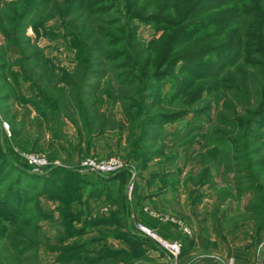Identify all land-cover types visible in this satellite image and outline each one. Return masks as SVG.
Wrapping results in <instances>:
<instances>
[{
    "label": "rangeland",
    "instance_id": "obj_1",
    "mask_svg": "<svg viewBox=\"0 0 264 264\" xmlns=\"http://www.w3.org/2000/svg\"><path fill=\"white\" fill-rule=\"evenodd\" d=\"M82 1L86 5L76 4L70 11L69 0H38L22 26L26 47L47 70L48 93L20 75L16 35L4 31L31 0H2L0 84L9 95L5 103L10 121L0 112V162L10 161L41 177L29 192L8 194L11 205L0 223V244L3 234L15 228L13 215L20 214L22 220L32 218L30 228L36 226L37 264H96L93 259L103 247L126 250L127 260L115 264H264V230L256 229L243 212L248 195L234 189L230 173L213 166L216 146L207 140L211 122L189 128V116L144 120V125L157 131L156 146L133 142L138 129L132 133L106 130L82 142L73 124L54 108V87L61 84L65 73L73 72L83 55L75 32L79 25L89 17L99 24V35L108 45L105 30L110 31L109 38L120 36L116 4L107 1L92 6L89 0ZM240 1L211 0L208 4L234 6ZM108 23H113L111 28ZM132 23L143 43L163 34L148 18ZM197 67L196 59L178 61L175 73L155 83L159 98L181 87V81L190 78L187 69ZM112 86L108 78L101 106H113L121 119L120 106L109 93ZM29 153L44 157L46 165L33 171L26 158ZM111 156L123 162L117 172L101 174L82 165L88 158ZM7 175L0 172V194L14 183L13 176ZM140 224L161 239L177 242V256L141 231ZM30 228H24L25 233ZM141 235L152 241L146 238L149 244H135ZM8 257L9 252H0V264Z\"/></svg>",
    "mask_w": 264,
    "mask_h": 264
},
{
    "label": "trees",
    "instance_id": "obj_2",
    "mask_svg": "<svg viewBox=\"0 0 264 264\" xmlns=\"http://www.w3.org/2000/svg\"><path fill=\"white\" fill-rule=\"evenodd\" d=\"M37 1L31 0L4 31L16 35L20 75L49 93L47 70L40 67L22 35V26ZM107 1L117 6L114 14L118 15L121 32L112 38L109 30L102 32L116 50L106 49L109 45L99 35V24L89 17L84 20L75 31L83 46L81 61L54 87V108L73 124L82 142L106 130L132 133L138 129L133 142L156 146L157 131L144 125V120L162 122L189 116V128L211 122L207 140L216 146L213 166L230 173L234 189L248 195L243 212L256 229L264 230V0H241L234 6L209 5L211 0L89 3L98 6ZM69 2L70 11L76 4L86 5L82 0ZM4 6L0 0V10ZM136 18H148L163 29V34L148 43L139 41L132 23ZM112 24L108 23V28ZM191 59H196L199 67L187 69L189 80L181 81L182 86H175L168 97L159 98L154 88L159 77L175 73L178 61ZM108 78L113 81L109 93L120 106L121 119L113 106H101ZM3 88L0 84V112L10 121L5 103L9 95ZM2 171L7 177L13 176L14 183L9 184L7 193L0 194V223L9 214L8 194L12 190L29 192L41 177L22 171L10 161L0 162ZM13 216L17 218L15 228L7 235L1 233L0 252H9L5 264H37L36 226L30 228V217L22 220L20 214ZM24 228L31 232L25 233ZM141 236L134 239L135 244L143 246L152 241ZM126 258L124 248L103 247L93 262L115 264Z\"/></svg>",
    "mask_w": 264,
    "mask_h": 264
},
{
    "label": "built area",
    "instance_id": "obj_3",
    "mask_svg": "<svg viewBox=\"0 0 264 264\" xmlns=\"http://www.w3.org/2000/svg\"><path fill=\"white\" fill-rule=\"evenodd\" d=\"M26 158L30 163V165L32 166L33 171H39L40 168L46 165L45 158L39 156L38 154L29 153L26 155ZM82 165L83 167L88 168L91 171L106 174V173L116 172L123 165V162L118 157L111 156L106 159H100V160L88 158L83 161ZM139 228L141 231L148 234L150 237L156 239L159 242V244L163 247V249H165L173 257L177 256V254L179 253V245L177 242L161 239L153 231H151L148 227H146L143 224H140Z\"/></svg>",
    "mask_w": 264,
    "mask_h": 264
}]
</instances>
